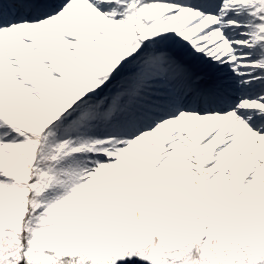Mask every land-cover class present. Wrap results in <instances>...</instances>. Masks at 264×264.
<instances>
[{"label": "snow or ice", "instance_id": "snow-or-ice-1", "mask_svg": "<svg viewBox=\"0 0 264 264\" xmlns=\"http://www.w3.org/2000/svg\"><path fill=\"white\" fill-rule=\"evenodd\" d=\"M0 264H264V0H0Z\"/></svg>", "mask_w": 264, "mask_h": 264}]
</instances>
